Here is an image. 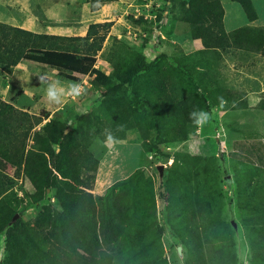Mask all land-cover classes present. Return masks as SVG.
Segmentation results:
<instances>
[{"label": "trees", "instance_id": "trees-1", "mask_svg": "<svg viewBox=\"0 0 264 264\" xmlns=\"http://www.w3.org/2000/svg\"><path fill=\"white\" fill-rule=\"evenodd\" d=\"M109 1L113 0H85L90 11ZM231 1L248 21L256 18L250 0ZM179 8L191 36L203 42L200 53L216 57L225 41V46L264 56V27L243 25L225 32L219 0H183ZM35 15L40 23L50 21L40 9ZM110 25L111 21L89 23L83 36H64L0 22V70L5 75L24 60L54 68L72 81L92 73L100 96L95 110L80 115L73 128L48 118L45 110L31 114L0 99V165L13 169L12 175L0 169V234H4L0 264H168L157 228L153 179L137 168L102 195L91 196L85 189L93 182L103 148L95 155L90 145L97 132L122 127L138 132L144 150L183 141L196 126L190 113L209 112L213 105L225 110L233 94L211 87L203 72L194 76L199 87L178 66L157 59L146 62L128 48L116 53L113 70L104 75L93 66L104 39L97 28ZM191 61L202 69L209 66L204 60ZM246 107L238 98L230 108ZM257 107L264 111V99ZM215 161L213 156L175 151L161 179L165 222L185 248L183 264H236L230 228L219 217L222 194ZM256 169L241 160L232 162L235 205L247 213L241 222L247 229L249 263L264 264V191L262 184H253ZM17 180L27 182L30 190L19 189L21 195H16ZM47 188L54 189L60 210L40 205L32 224L20 218L18 204L25 199L23 208L37 205ZM46 229L61 245L48 237ZM99 248H103L100 260L85 261L78 254Z\"/></svg>", "mask_w": 264, "mask_h": 264}, {"label": "rangeland", "instance_id": "rangeland-1", "mask_svg": "<svg viewBox=\"0 0 264 264\" xmlns=\"http://www.w3.org/2000/svg\"><path fill=\"white\" fill-rule=\"evenodd\" d=\"M181 1L183 0H113L101 4L96 11H90L85 0H0V22L32 32L83 36L89 23L111 21L108 28H97L98 34H103L104 39L95 54L93 66L104 75L113 70L112 61L116 58V53L128 48L140 54L146 62L157 59L178 66V69L190 75L199 87V81L194 76L196 72H203V80L211 87L232 92V100L227 103L229 108L221 110L217 105L210 107V120L202 127L196 124L182 142L158 143L156 149L144 150L135 129L122 127L115 132H97V139L91 143L90 149L95 155L102 148L103 152L98 156L93 182L90 188L85 190L93 197L100 196L110 184L140 168L145 176L153 179L155 215L163 254L170 264H183L185 248L172 235L165 222V201L159 196V193L163 192L161 179L175 151L213 156L218 166L222 194L219 217L230 228L236 264H250L247 229L241 222L247 213L245 210H238L235 205L232 162L241 160L255 166V178L258 176V179H254L253 184H262L264 191V111L257 107L259 100L264 99V56L255 51L225 46V41H222L223 47L218 49L216 57L207 52L200 53L197 50L203 49V42L199 37L191 36L188 23L181 18ZM219 2L223 10L222 26L225 32L245 25L246 17L243 11L237 12L230 0ZM255 5L260 9V15L258 21L253 24L264 25L263 4L260 0H255ZM38 9L50 20L48 23L39 22V17L35 15ZM239 12L243 15V20L239 18ZM223 17L227 21V30L223 25ZM193 58L197 61L204 60L208 63V68L195 66L191 61ZM41 77H45L47 81L59 80L65 86L69 83L83 84L87 88L86 94L75 99L68 97L58 105L51 104L46 99L47 85ZM94 78L91 73L79 75L78 81H72L61 76L54 68L24 60L18 62L8 75L0 70V99L31 114L45 110L48 118L55 117L67 127L73 128L77 118L95 110L100 101L99 93L92 83ZM125 87L127 88L126 84ZM238 98L245 100L246 108H230ZM152 134L151 132L149 140ZM159 164L162 165L160 175L157 170ZM0 169L12 175L13 169L6 163L1 164ZM19 189L29 191L30 186L25 181L17 180L13 190L18 196L21 195ZM40 205L49 207L51 211L60 210L53 188L44 190L37 205L27 204L23 208V199L16 211L20 218L32 224ZM45 232L53 242L61 245L50 229ZM3 239L4 234L1 233L0 253L4 255ZM102 253L103 248H99L90 253L78 254L85 261H95L100 260ZM207 260L210 262L214 259Z\"/></svg>", "mask_w": 264, "mask_h": 264}, {"label": "clouds", "instance_id": "clouds-1", "mask_svg": "<svg viewBox=\"0 0 264 264\" xmlns=\"http://www.w3.org/2000/svg\"><path fill=\"white\" fill-rule=\"evenodd\" d=\"M40 79L46 82V99L51 104H61L65 102L68 97L75 99L85 95L87 91L86 86L80 83H69L65 86L59 80L47 81L45 77H41ZM190 118L193 119L195 124L202 127L210 120V114L203 110H194L190 113ZM109 139H111V136H109ZM3 258V254L0 253V259Z\"/></svg>", "mask_w": 264, "mask_h": 264}, {"label": "crops", "instance_id": "crops-1", "mask_svg": "<svg viewBox=\"0 0 264 264\" xmlns=\"http://www.w3.org/2000/svg\"><path fill=\"white\" fill-rule=\"evenodd\" d=\"M250 1H251V3H252L253 9H254V11H255L256 18H255L254 20H252V21H248L246 18H245V19L243 18V15H241L240 12H239V13H240V14H239V18L241 17L242 20L244 19V21H245V25H247V26L264 27L263 24H260V25H254V24H253V23L257 22L258 19H259L260 9L258 10V9L256 8L255 0H250ZM260 1H261L262 4H263V10H264V0H260ZM230 2H231V4L234 5V7L237 9V12H238V11H242L241 8H240V6H239L236 2H233V1H231V0H230ZM224 9H225V8H224ZM224 11H225V10H224ZM242 13H243V12H242ZM224 16H225V15H224ZM226 22H227V21H225V20H224V17H223V25L226 26ZM227 29H229V28L226 26L225 30H227ZM181 142H182V141H181ZM177 250H178V247H177ZM182 262H183V261H182ZM167 263L170 264V263L168 262V260H167Z\"/></svg>", "mask_w": 264, "mask_h": 264}, {"label": "water", "instance_id": "water-1", "mask_svg": "<svg viewBox=\"0 0 264 264\" xmlns=\"http://www.w3.org/2000/svg\"><path fill=\"white\" fill-rule=\"evenodd\" d=\"M157 170H158L159 175H160V174H161V170H162V165H161V164H159V165L157 166Z\"/></svg>", "mask_w": 264, "mask_h": 264}, {"label": "built area", "instance_id": "built-area-1", "mask_svg": "<svg viewBox=\"0 0 264 264\" xmlns=\"http://www.w3.org/2000/svg\"><path fill=\"white\" fill-rule=\"evenodd\" d=\"M52 200H53V198H52Z\"/></svg>", "mask_w": 264, "mask_h": 264}]
</instances>
